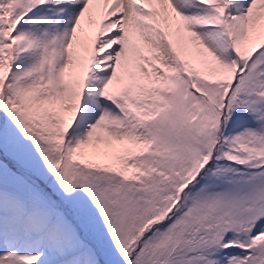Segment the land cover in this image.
<instances>
[{
	"label": "snow or ice",
	"instance_id": "snow-or-ice-1",
	"mask_svg": "<svg viewBox=\"0 0 264 264\" xmlns=\"http://www.w3.org/2000/svg\"><path fill=\"white\" fill-rule=\"evenodd\" d=\"M0 264H264V0H0Z\"/></svg>",
	"mask_w": 264,
	"mask_h": 264
}]
</instances>
